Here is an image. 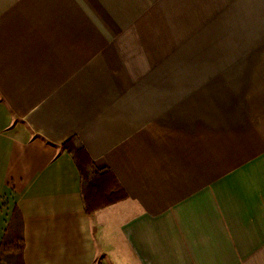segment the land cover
<instances>
[{
	"label": "crops",
	"instance_id": "0c3cea01",
	"mask_svg": "<svg viewBox=\"0 0 264 264\" xmlns=\"http://www.w3.org/2000/svg\"><path fill=\"white\" fill-rule=\"evenodd\" d=\"M262 35L263 0H0V247L264 264ZM72 140L125 198L86 211Z\"/></svg>",
	"mask_w": 264,
	"mask_h": 264
},
{
	"label": "trees",
	"instance_id": "16d2710c",
	"mask_svg": "<svg viewBox=\"0 0 264 264\" xmlns=\"http://www.w3.org/2000/svg\"><path fill=\"white\" fill-rule=\"evenodd\" d=\"M65 145L72 151L81 172L82 194L88 213H93L126 197L124 190L115 186V176L110 168L98 167L85 148L75 144L73 140ZM24 248L25 239L21 232V224L18 227L11 225L1 244L0 256L6 255L14 258L17 264H25Z\"/></svg>",
	"mask_w": 264,
	"mask_h": 264
},
{
	"label": "rangeland",
	"instance_id": "374dc122",
	"mask_svg": "<svg viewBox=\"0 0 264 264\" xmlns=\"http://www.w3.org/2000/svg\"><path fill=\"white\" fill-rule=\"evenodd\" d=\"M263 2H264V0H263ZM261 35V34H260ZM263 39H264V35H262V42H264L263 41ZM259 40V39H258ZM20 218L18 217L17 218V221H16V224H14V225H16L17 227H18V225L20 224V220H19ZM0 264H17L16 263V261L14 260V258H11V257H9V256H6V255H1L0 256Z\"/></svg>",
	"mask_w": 264,
	"mask_h": 264
}]
</instances>
